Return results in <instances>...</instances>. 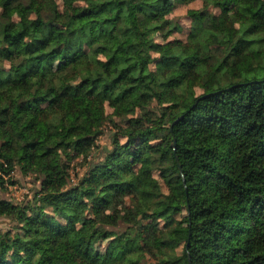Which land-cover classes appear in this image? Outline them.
<instances>
[{"label": "trees", "instance_id": "16d2710c", "mask_svg": "<svg viewBox=\"0 0 264 264\" xmlns=\"http://www.w3.org/2000/svg\"><path fill=\"white\" fill-rule=\"evenodd\" d=\"M17 167L39 187L0 199V264H264V0H0Z\"/></svg>", "mask_w": 264, "mask_h": 264}, {"label": "rangeland", "instance_id": "374dc122", "mask_svg": "<svg viewBox=\"0 0 264 264\" xmlns=\"http://www.w3.org/2000/svg\"><path fill=\"white\" fill-rule=\"evenodd\" d=\"M201 6V3L199 1H194L189 4H178L176 5V8L172 12V14L169 16V18L175 19L179 25L182 27L181 33H175L170 37V39L173 38H180L185 39L187 34L189 33L190 27H191V21L189 17L186 15L187 10L189 9H196ZM157 38V37H156ZM159 41L160 39L157 38ZM106 113H110V109L106 107ZM113 128L110 124H107L103 127V134L96 140L95 146L96 148L93 149V155L97 152L100 153L105 148H109L111 144V136L113 134ZM119 132V130H117ZM120 142L124 143L126 139L124 137H119ZM91 159V156L88 158V160ZM81 157L76 158L73 161V167L74 170L72 171V180L73 183L77 182V178L74 176L77 175L79 178L83 172L84 168L80 167ZM13 182V184H11ZM34 177L30 175L24 174V172L21 170L20 167L15 168L9 177H4V184L3 186L0 185V199L6 200L8 202H11L13 204H27L32 196L34 191L39 187V183L34 184ZM14 222H11L10 220L0 217V231H5L8 229H11L12 232H17L18 230L15 229ZM107 240H103V242L98 246L99 253L103 254L104 246L106 244Z\"/></svg>", "mask_w": 264, "mask_h": 264}, {"label": "water", "instance_id": "95a60500", "mask_svg": "<svg viewBox=\"0 0 264 264\" xmlns=\"http://www.w3.org/2000/svg\"><path fill=\"white\" fill-rule=\"evenodd\" d=\"M176 121H178V120H176ZM171 146H172V148H173V152H175V142H173ZM176 163H177V165H178L179 170H181V166H180V163H179V161H178L177 158H176ZM189 264H190V263H189Z\"/></svg>", "mask_w": 264, "mask_h": 264}]
</instances>
